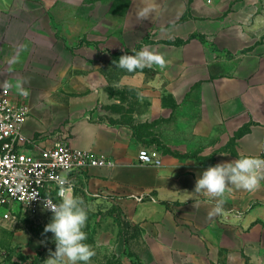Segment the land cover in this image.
Wrapping results in <instances>:
<instances>
[{
  "label": "crops",
  "instance_id": "0c3cea01",
  "mask_svg": "<svg viewBox=\"0 0 264 264\" xmlns=\"http://www.w3.org/2000/svg\"><path fill=\"white\" fill-rule=\"evenodd\" d=\"M258 2L0 0V84L9 81L13 94L21 93V84L27 93L23 133L41 146L64 139L114 160L111 167L85 171L89 188L115 197L127 219L141 226L144 264H233L250 245L264 250V181L253 193H226L222 213L212 219L215 200L194 193L208 167L241 155L264 158V15ZM146 5L154 12L138 20L137 10ZM145 46L165 56V69L111 78L119 52ZM111 85L138 91L140 102L129 105L126 120L110 110L118 102ZM193 91V134L230 139L233 151H216L206 163L159 151L160 165L139 163L138 149L154 146L134 133V125L166 117L165 94L177 103Z\"/></svg>",
  "mask_w": 264,
  "mask_h": 264
},
{
  "label": "rangeland",
  "instance_id": "374dc122",
  "mask_svg": "<svg viewBox=\"0 0 264 264\" xmlns=\"http://www.w3.org/2000/svg\"><path fill=\"white\" fill-rule=\"evenodd\" d=\"M258 1V10L264 15V0ZM83 26L88 25L84 23ZM80 40L89 41L88 37H82ZM133 51H139V48L130 52H119L116 61L118 62L119 57L124 54H133ZM114 69L116 72L112 70L111 78L125 72L123 69L116 68L115 65ZM108 91L118 100L110 107V110L121 113V119H128V113L131 112L129 105L133 103L135 108L140 102L138 91L116 85L109 86ZM126 99L128 107L125 103ZM163 103L169 108L166 117L134 125V133L145 135V141L149 143L147 145H152L160 152L173 155L181 161L194 160L199 163L210 162L216 151H233V143L230 139L222 143L219 139L213 140L193 134L191 126L197 112V98L194 91L177 103L165 94ZM88 178L89 174L85 172L77 175L73 192L84 199L89 209V219L85 228L88 235L86 243L91 244L96 253L90 264H144L142 257L145 243L141 226L127 219L121 202H118L115 197L109 193L102 194L100 190H91ZM51 218L52 213L28 214L20 210L11 220L0 222V264H44V261L49 258V250L55 251L53 234L44 233V227ZM124 234L128 237L126 243L123 239ZM242 257L243 260L235 261L233 264L238 262L264 264V250H257L253 245L246 248ZM182 264L226 263L205 259L199 263L184 260Z\"/></svg>",
  "mask_w": 264,
  "mask_h": 264
},
{
  "label": "built area",
  "instance_id": "2783aa9c",
  "mask_svg": "<svg viewBox=\"0 0 264 264\" xmlns=\"http://www.w3.org/2000/svg\"><path fill=\"white\" fill-rule=\"evenodd\" d=\"M27 113L25 95L11 93L9 81L1 83L0 222L11 220L20 210L28 214L51 213L44 209L43 201L45 195H50L53 202H59L56 177L62 173H67L74 189L80 173L91 167L114 164L110 156L72 147L64 139H57L49 146L39 145L35 137H28L22 131ZM137 160L157 166L161 164V154L155 147H142L137 151Z\"/></svg>",
  "mask_w": 264,
  "mask_h": 264
},
{
  "label": "clouds",
  "instance_id": "9594fccd",
  "mask_svg": "<svg viewBox=\"0 0 264 264\" xmlns=\"http://www.w3.org/2000/svg\"><path fill=\"white\" fill-rule=\"evenodd\" d=\"M154 10L152 5L139 8L136 13L137 19L142 21L149 19ZM113 63L116 68L129 73L153 66L163 70L168 65L162 53L147 46L139 51H133L131 55L124 54L119 57L118 62ZM16 87L21 94L27 95L21 84H17ZM56 180L59 186V202H53L50 195H45L43 201L44 209L52 213L51 221L44 227V233H52L55 243V251L49 250V258L44 264H90L96 253L93 246L86 243L88 235L85 228L89 219V209L84 199L72 191L73 184L66 172L57 176ZM262 181L264 158L241 155L234 161L218 163L204 170L196 180L194 193L215 200V206L208 213V218L212 219L222 213L226 193H231L234 189L253 193L261 188Z\"/></svg>",
  "mask_w": 264,
  "mask_h": 264
},
{
  "label": "trees",
  "instance_id": "16d2710c",
  "mask_svg": "<svg viewBox=\"0 0 264 264\" xmlns=\"http://www.w3.org/2000/svg\"><path fill=\"white\" fill-rule=\"evenodd\" d=\"M241 132L239 131V132H237L236 133V135H238V134H240ZM124 237H123V239H124V242L126 243L127 242V239H128V237L126 236V234H124L123 235ZM125 250V249H124ZM130 254V253H129Z\"/></svg>",
  "mask_w": 264,
  "mask_h": 264
}]
</instances>
